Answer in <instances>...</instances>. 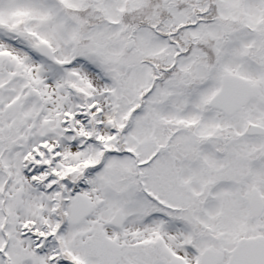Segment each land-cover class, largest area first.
Returning <instances> with one entry per match:
<instances>
[{"label": "snow or ice", "instance_id": "6c2138e0", "mask_svg": "<svg viewBox=\"0 0 264 264\" xmlns=\"http://www.w3.org/2000/svg\"><path fill=\"white\" fill-rule=\"evenodd\" d=\"M0 264H264V0H0Z\"/></svg>", "mask_w": 264, "mask_h": 264}]
</instances>
